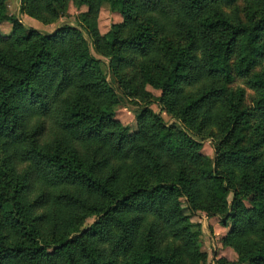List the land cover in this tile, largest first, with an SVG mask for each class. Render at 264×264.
<instances>
[{"label":"trees","instance_id":"obj_1","mask_svg":"<svg viewBox=\"0 0 264 264\" xmlns=\"http://www.w3.org/2000/svg\"><path fill=\"white\" fill-rule=\"evenodd\" d=\"M68 1L87 7L81 19L101 55L140 59L160 111L186 127L201 115L222 139L210 159L178 123L142 106L129 132L81 32L24 33L0 0V22L12 24L0 34V264H196L206 255L180 197L231 222L240 262L264 264V211L242 201L264 200V79L249 75L264 58V0L252 23L226 11L236 0H22L20 10L48 23ZM105 2L122 23L102 35L94 21ZM233 75L255 90L253 107L241 109V88L235 99L226 92ZM213 79L216 86L184 90Z\"/></svg>","mask_w":264,"mask_h":264},{"label":"rangeland","instance_id":"obj_2","mask_svg":"<svg viewBox=\"0 0 264 264\" xmlns=\"http://www.w3.org/2000/svg\"><path fill=\"white\" fill-rule=\"evenodd\" d=\"M22 0H4L3 12L13 16L21 21L24 28V33L28 29H35L44 34H52L60 26H73L81 32V35L86 40L91 54L100 60V70L109 85L118 94V103L113 106L114 116L123 125L129 128V132L136 130V117L139 106L147 108L151 113H160L161 117L167 125L178 123L191 138L198 144V151L206 157L212 159L215 155V146L219 144L222 135L217 127L207 118H202L201 115L195 117V124L192 127H186L185 124L177 117L173 116L166 108L159 110L160 90L149 84L141 82V73L138 62L140 59H134L129 55L131 61L120 62L117 59H111L108 56L101 55L93 44L90 28H86L82 22L81 15L87 11L85 5L76 6L72 1H68L64 12L60 13L55 21L44 23L24 11L20 10ZM259 0H236L232 6L226 7V11L238 18L241 22H256L261 18V7ZM117 6L109 2L103 3L99 8L95 24L99 33L104 35L112 25L122 23V16L117 12ZM12 31V24L8 20L0 22V34H9ZM174 41L183 44V41L178 38H173ZM160 55V54H159ZM161 56V55H160ZM118 73H115V71ZM117 74H122V78L128 82L127 87L122 89L116 78ZM249 75H257L264 79V58L258 60L255 66L250 70ZM244 77L233 75L232 81L225 84L226 92L235 94L233 98H237L236 91L238 88L243 90V99L240 101L241 109L253 107L255 98V90L246 84ZM216 80L199 81L193 85L184 86L186 92H196L204 88H209L212 85L216 86ZM201 125V127H197ZM190 126V125H189ZM195 170V166H192ZM196 177V176H195ZM197 182L195 187L199 190V197H204L205 180L202 175L197 174ZM233 198L232 191H229L225 197L227 202ZM182 213L188 217V222L191 224V229L196 235V244L199 251L205 253L206 258L199 260L196 264H247L240 262L238 254L233 248V243L228 239V234L231 228V222L223 219L218 214L209 213L204 207H190L184 197L179 198ZM242 201L246 206L264 211V200H254L250 195L243 197ZM198 204V203H196ZM96 219V216L91 215L84 219L81 228L88 226ZM80 228V229H81ZM192 264V262H187ZM194 264V263H193Z\"/></svg>","mask_w":264,"mask_h":264}]
</instances>
